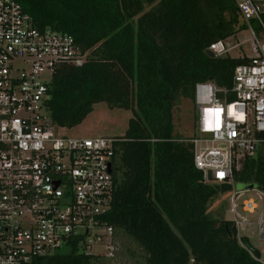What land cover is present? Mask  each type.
<instances>
[{"label":"trees","instance_id":"trees-1","mask_svg":"<svg viewBox=\"0 0 264 264\" xmlns=\"http://www.w3.org/2000/svg\"><path fill=\"white\" fill-rule=\"evenodd\" d=\"M40 28L68 32L82 64H63L48 84L53 121L80 124L96 102L131 109L114 145V190L107 221L130 239L134 264H264L245 247L233 218H215L211 199L232 189L205 180L194 145L175 130L174 109L199 81L232 84L248 47L210 56V43L246 28L236 0H19ZM235 181L264 192V144L245 155ZM114 256L70 250L35 264H120ZM110 264V263H109Z\"/></svg>","mask_w":264,"mask_h":264},{"label":"built area","instance_id":"built-area-1","mask_svg":"<svg viewBox=\"0 0 264 264\" xmlns=\"http://www.w3.org/2000/svg\"><path fill=\"white\" fill-rule=\"evenodd\" d=\"M249 36L250 59L235 67L232 84L199 81L194 163L204 179L232 185L238 226L240 190L235 170L264 144V0H236ZM237 34L207 49L224 56L241 47ZM82 52L68 32L40 28L19 0H0V264H35L38 258L70 250L114 256L119 248L111 206L114 145L118 135L77 136L59 126L47 107L48 84L63 64H82ZM254 211V198L242 201ZM263 212L258 216L264 238ZM102 247L101 250H97ZM264 263L263 255L258 258Z\"/></svg>","mask_w":264,"mask_h":264},{"label":"rangeland","instance_id":"rangeland-1","mask_svg":"<svg viewBox=\"0 0 264 264\" xmlns=\"http://www.w3.org/2000/svg\"><path fill=\"white\" fill-rule=\"evenodd\" d=\"M249 34L247 30L241 31L235 38V41L244 40L242 46L248 47L247 41ZM233 53L237 52V49L232 50ZM247 52H250L247 48ZM133 115L131 109L123 107H111L105 101L96 102L93 109L87 114L84 120L66 131L70 135L77 136H94V135H118L121 136L125 133L129 118ZM198 110L195 102L191 98H181L178 101L174 109V123L175 130L182 136L191 137L199 135L198 133ZM236 189L237 185H236ZM232 192L233 190H226L220 192L214 196L209 204V210L215 218H235L232 211ZM252 197L255 199L258 207L254 211H246L243 209L242 201L246 198ZM239 214L246 218V221H242L238 224V230L241 236L248 237L251 243L258 247L262 255L264 256V238L260 233L258 224V216L262 211L264 214V192L259 188H250L240 190L239 195ZM264 227V216H263ZM119 246V257L117 261L120 264H134L135 259L127 251V246L135 248L132 241L126 236L116 239ZM102 247H98L97 250H101ZM112 264L108 262V264Z\"/></svg>","mask_w":264,"mask_h":264},{"label":"water","instance_id":"water-1","mask_svg":"<svg viewBox=\"0 0 264 264\" xmlns=\"http://www.w3.org/2000/svg\"><path fill=\"white\" fill-rule=\"evenodd\" d=\"M206 52H207V54L210 55V56H215L214 52H213L212 50H210V49H207ZM259 135L264 136V131H260V132H259ZM112 167H113V162L111 161V162H110V169H111V170H112ZM208 177H209V179H211V180L213 179V176H212L211 171L208 172ZM256 187H257V184H256V183H251V182H239V183H237V188H238L239 190H245V189L256 188ZM240 240H241L242 244H243L245 247H247V248L252 252V254H253L255 257H257V258L262 257V252H261V250H260L258 247L254 246V245L251 243V241H250V239H249L248 237L241 236V237H240ZM263 259H264V256H263Z\"/></svg>","mask_w":264,"mask_h":264},{"label":"crops","instance_id":"crops-1","mask_svg":"<svg viewBox=\"0 0 264 264\" xmlns=\"http://www.w3.org/2000/svg\"><path fill=\"white\" fill-rule=\"evenodd\" d=\"M239 234H240V232H239Z\"/></svg>","mask_w":264,"mask_h":264}]
</instances>
